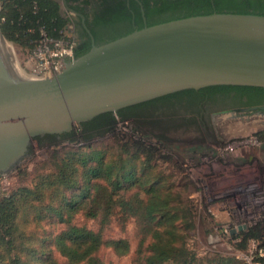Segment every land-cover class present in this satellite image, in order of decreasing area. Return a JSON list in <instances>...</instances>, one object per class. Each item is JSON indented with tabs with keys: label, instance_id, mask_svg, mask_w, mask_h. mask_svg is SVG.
I'll return each mask as SVG.
<instances>
[{
	"label": "trees",
	"instance_id": "1",
	"mask_svg": "<svg viewBox=\"0 0 264 264\" xmlns=\"http://www.w3.org/2000/svg\"><path fill=\"white\" fill-rule=\"evenodd\" d=\"M137 1L144 8V22L136 11V28H126L104 41L96 40L95 45L108 43L145 26L193 16L213 13L264 16V0ZM64 2L69 10L86 17L80 7L87 3L86 0ZM76 22L57 0H0L2 35L29 54L44 38L69 39L75 42L73 58L85 54L91 45L82 46L74 36ZM203 90L264 92V88L244 86H212L199 91ZM194 92L185 90L116 113H106L74 125L70 133L62 136L34 138L40 147L47 144L53 148V172L39 176L30 188L19 187L0 197V264H103L97 256L103 249L110 250L118 258L124 257L130 252L129 242L103 235L115 214L121 215L114 219L119 226L133 219L141 233L140 247L131 264H193L195 254L187 249L185 237L179 234V222L183 219L186 228L191 226L188 215L192 207L181 204V201L173 203L170 189L162 191L150 185L142 187L145 197H140L137 192L130 199H125L120 191L124 184L133 185L138 180V168L133 164L136 154L131 157L123 155L128 153L127 146L144 157V169L158 153L164 154V159L175 157L172 146L178 141L146 126V122L157 114L152 107ZM124 122L132 124L130 135H120L116 130L117 123ZM107 136H111L118 151L92 146L93 140ZM59 141L70 146L65 150L57 149ZM195 143L191 141L184 145L194 148ZM73 144L81 146L73 148ZM173 160L177 165L181 163L180 158ZM77 215L95 221L99 230L76 224ZM261 220L247 232L228 237L238 252H246L250 240L258 249L264 250V217ZM54 226L60 229L51 231ZM143 244H147L145 250ZM232 258L242 264L234 256ZM258 260L264 264V258ZM230 262L231 259L221 256L209 261L210 264Z\"/></svg>",
	"mask_w": 264,
	"mask_h": 264
},
{
	"label": "water",
	"instance_id": "2",
	"mask_svg": "<svg viewBox=\"0 0 264 264\" xmlns=\"http://www.w3.org/2000/svg\"><path fill=\"white\" fill-rule=\"evenodd\" d=\"M62 65L51 78L26 76L0 31V176L28 156L34 138L62 136L106 113L185 90L264 88V16L213 13L145 26Z\"/></svg>",
	"mask_w": 264,
	"mask_h": 264
},
{
	"label": "rangeland",
	"instance_id": "3",
	"mask_svg": "<svg viewBox=\"0 0 264 264\" xmlns=\"http://www.w3.org/2000/svg\"><path fill=\"white\" fill-rule=\"evenodd\" d=\"M11 52L14 64L21 73L32 77H41L45 74L44 69L39 71L36 66L39 61L31 57L33 51L29 54L11 43ZM47 71L55 72L54 67H49ZM131 129L130 122L117 123L116 125L117 132L123 136L130 135ZM256 132L263 133L264 129L248 127L245 131L236 132L235 135L228 137L220 146L197 143V145H193L194 148L192 146L187 148L184 145L191 142L184 136H167L171 140L178 141L172 146L175 155L173 159L180 158L181 163L177 165L173 159H164L166 156L158 153L145 169L142 168L144 157L138 152L136 153L132 147L127 146L128 153L123 155L131 157L134 153L136 154L137 158L134 159L133 164L138 168V180L133 185L124 184L120 194L125 199H130L137 192L140 197H145L142 187L152 185L162 191L170 189V198L173 203L181 201V204L192 207V212L188 215L191 226L186 228V222L183 219L179 222V234L185 237L187 249L195 254L193 264H210L209 261L218 256L231 259L229 264H238L232 258L234 253L238 252L234 248L233 242L230 238L223 236L219 230V226L229 220L219 216L223 221L219 220L221 222L219 223L208 212L213 211L216 206L228 208L230 206L228 203H231L233 196L239 198V205L247 209L245 196L248 187L256 185L259 191L263 190L264 150L248 143ZM241 142L244 143L240 144ZM91 144L94 147L104 146L113 150L110 152L119 150L114 146L111 136L95 139ZM44 145L40 147L38 143L32 141L28 156L15 169L0 176V197L19 187L30 188L39 176L53 172L51 165L53 148L47 144ZM68 146L70 145L60 141L56 144L57 149L65 150ZM72 146L79 148L81 145L73 144ZM219 194L223 196L226 194L225 199L209 201ZM228 194L230 196H227ZM223 212L225 211L221 210L219 215ZM120 216V214L114 215L112 223L103 230V235L105 238L126 239L130 245V252L128 255L118 258L110 250L103 249L97 255L103 264H131L140 247L141 233L135 220L128 219L121 227L114 220ZM261 221H256L254 226ZM76 224L84 225L93 231L99 230V225L95 221L84 219L81 215L76 216ZM50 229L56 232L60 227L54 226ZM39 231L42 232V229ZM146 246L147 244H143L142 249L145 250Z\"/></svg>",
	"mask_w": 264,
	"mask_h": 264
},
{
	"label": "flooded vegetation",
	"instance_id": "4",
	"mask_svg": "<svg viewBox=\"0 0 264 264\" xmlns=\"http://www.w3.org/2000/svg\"><path fill=\"white\" fill-rule=\"evenodd\" d=\"M86 1L80 7L87 18L73 14L77 21L74 36L82 46L110 39L126 28H136V11L140 19L145 20L144 8L137 0ZM64 7L69 11L65 2ZM199 90L153 106L157 114L146 122L147 128L165 136H184L198 144L212 146H220L228 137L248 127L264 129V92ZM253 139L255 145L264 150V132L254 133Z\"/></svg>",
	"mask_w": 264,
	"mask_h": 264
},
{
	"label": "built area",
	"instance_id": "5",
	"mask_svg": "<svg viewBox=\"0 0 264 264\" xmlns=\"http://www.w3.org/2000/svg\"><path fill=\"white\" fill-rule=\"evenodd\" d=\"M74 47L75 42L69 39L53 40L44 38V40L33 50L31 57L39 61V64L36 65L39 71L42 69L45 70L43 76L54 75L61 69L65 60L73 58ZM41 57L46 58L42 59ZM49 67H54L55 72L47 71ZM252 140L248 143L250 145H255V140ZM243 143L244 142H241L240 144ZM202 192L204 193V191ZM246 192L247 195L245 198L247 200V209L239 205V198L233 196L231 203H228L230 205L228 208H226V206H216L213 208V211L211 210L208 212L217 221L220 220L223 222L220 218L229 220H226L227 223L219 226L221 234L226 238L247 232L254 226L256 221L261 220L264 217V188L259 191L256 185H251ZM225 195L226 194H224V196L221 194L218 196L215 195L216 197H213L209 201L225 199ZM227 196L230 195L228 194ZM221 210H224L225 212L219 215ZM220 221L219 223H221ZM240 228L245 229L240 231ZM234 257L242 264H262L258 259L264 258V250L258 249L256 243L250 240L247 251L244 253L236 252L234 253Z\"/></svg>",
	"mask_w": 264,
	"mask_h": 264
},
{
	"label": "crops",
	"instance_id": "6",
	"mask_svg": "<svg viewBox=\"0 0 264 264\" xmlns=\"http://www.w3.org/2000/svg\"><path fill=\"white\" fill-rule=\"evenodd\" d=\"M60 4H61V6H62V9L63 10H65V7H64V2H63V0H57ZM66 11V10H65ZM70 14H71V16L73 17V14L70 12V11H68Z\"/></svg>",
	"mask_w": 264,
	"mask_h": 264
},
{
	"label": "bare ground",
	"instance_id": "7",
	"mask_svg": "<svg viewBox=\"0 0 264 264\" xmlns=\"http://www.w3.org/2000/svg\"><path fill=\"white\" fill-rule=\"evenodd\" d=\"M62 67H63V65H62ZM62 67H61V69H62ZM61 69H60L57 73H59V72L61 71ZM54 75H55V74H54ZM54 75H45V76H43V77H39V78L46 79V78H51V77H53Z\"/></svg>",
	"mask_w": 264,
	"mask_h": 264
}]
</instances>
